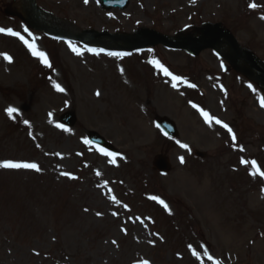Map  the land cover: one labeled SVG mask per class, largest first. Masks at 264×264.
<instances>
[{
	"label": "rangeland",
	"instance_id": "1",
	"mask_svg": "<svg viewBox=\"0 0 264 264\" xmlns=\"http://www.w3.org/2000/svg\"><path fill=\"white\" fill-rule=\"evenodd\" d=\"M21 1L0 0V162L36 163L41 171L0 168V264H264V85L257 73L223 39L192 55L104 35L198 42L203 26L220 25L264 69V0H130L108 11L98 0H35L61 32H94L85 44L36 30L29 0L25 14ZM103 38L115 46L92 43ZM8 107L18 111L9 116ZM67 112L75 125L58 127ZM157 115L174 121L176 138L162 136ZM89 132L116 149L115 163L84 143ZM156 154L169 160L167 174L152 169Z\"/></svg>",
	"mask_w": 264,
	"mask_h": 264
},
{
	"label": "water",
	"instance_id": "2",
	"mask_svg": "<svg viewBox=\"0 0 264 264\" xmlns=\"http://www.w3.org/2000/svg\"><path fill=\"white\" fill-rule=\"evenodd\" d=\"M128 1L127 0H100V4L103 8L105 9H111L113 7H119L121 9L125 8L127 6ZM31 7L33 10V13L35 15L36 20V26L38 28H41L44 31H49L42 21L39 20V11L37 6L34 3V0H31ZM202 33L204 37L206 38L205 40L199 41L198 43H193L189 41H181V42H175L170 39L160 37V36H155V35H146V34H137V39L135 38H130L126 36H113L116 39H121L123 41L127 42H136L139 46L143 47L147 45L148 43H163L164 45L168 47H174V48H180V47H185L188 51L196 54L199 50L202 48H205L209 45H211L215 40L219 38H224L231 49L234 51L235 55L248 63L251 67L256 69L259 72V75L257 77V81L264 85V69H261L255 61L251 58V56L247 52H242L240 53L231 37L227 35L225 32L220 30L219 28L215 26H206L203 28ZM91 37H94V33H88ZM80 40L84 41V37H78ZM156 124L157 126L169 137H175L177 135V130L175 127V124L169 120L166 117H157L156 118ZM75 122V118L73 114L71 113H66L65 115L62 116L61 118V123L67 126H72ZM90 140L94 143H98L102 146L109 147V145L98 135L95 133L90 134ZM198 156H204L201 153H196ZM154 167L158 169L161 172H167L169 170V164L167 162V159L163 158L162 156H156L153 161Z\"/></svg>",
	"mask_w": 264,
	"mask_h": 264
},
{
	"label": "snow or ice",
	"instance_id": "3",
	"mask_svg": "<svg viewBox=\"0 0 264 264\" xmlns=\"http://www.w3.org/2000/svg\"><path fill=\"white\" fill-rule=\"evenodd\" d=\"M84 3L87 4V3H88V0H84ZM249 7L255 9V8L257 7V5H256L255 3H251V4H249ZM109 15H111V14H109ZM261 19H264V17H261ZM4 31H5V29L0 28V32H4ZM7 31H8V33H9L10 35L18 36V37H19V38H20V39H21V40H22V41L28 46V48L32 51V54H33L34 56H37V57L40 59V61H41L42 63H44V64H45L47 67H49V68L52 67V65L49 63L48 58H47V56L45 55V53L36 50V47H35L34 44H30V43H29L27 40H25L24 37L21 36L18 32H13L11 29H8ZM25 31H27V29H25ZM72 51H73V52H77V55H80V53L77 51V49H76L75 47H72ZM90 51H91V49H90ZM109 55H117V56H119V55H121V54H120V53H109ZM5 59H7V60H9V61L11 62V57L5 55ZM152 63H155L156 66H157L158 68H160L166 76H171V79H172L173 81H179V80L181 79L179 76L173 75V74H172L167 68H165V67H164L162 64H160L158 61H155V62H152ZM121 71L123 72V69H121ZM172 86H173L174 88L176 87L175 84H173ZM54 87H55L58 91H60V92H63V91H64V89H63L62 87H60L59 84L54 85ZM190 87H193V88H194V87H196V86H195L194 84H192V85H190ZM249 87H251V85H249ZM96 95L99 96L100 93L97 92ZM260 104H261V107H264V97L261 98V100H260ZM192 106H193L194 108L197 107V105H195V104H193ZM17 111H18V110H17L16 108H14V107H8V108L6 109V112H7V114H8L9 116H12L13 113H16ZM201 113H202V115L204 116V118H205V120H206L207 122L210 123V122L212 121L213 117L210 116L207 112H204V111L201 109ZM215 122H216L217 124H221V121H220L219 119H217ZM24 123H25V124H29V122H28L27 120H25ZM58 127H62V126L58 125ZM223 127L227 128L229 132H232V129L229 128L227 124H223ZM232 139H233V141L236 140V136H235V134L232 135ZM84 143H85V144H88V143H90V142H89L88 140H85ZM180 146L183 147V148H187V147H188V146L185 145V144H181ZM101 151L103 152L104 150L101 149ZM241 151H243V149H241ZM105 155L113 156V160L110 161V162H111V163H115V159H114L115 154L105 152ZM180 162H181V163H184V158H183V157H180ZM241 162H242V163H245V164L249 163L248 161H241ZM251 164H252L253 167H256V161H254V160L251 161ZM0 168H4V169H31V170H35L36 172H40V171H41L40 166H39L38 164H36V163H30V162H14V161H12V160H5V161H3V162H0ZM257 171H259V169H257ZM96 174H97V175H100L99 172H97ZM62 175H64V176H70V174L67 173V172L62 173ZM253 175H255V173H253ZM260 175H261V176H264V172H261ZM71 178L75 179V177H71ZM151 199H153V200H157L161 205L164 206V208H165L166 210H168V205H167L163 200L159 199V198L156 197V196L151 197ZM113 200H115V197H113ZM124 207L127 208L128 206H127V205H124ZM85 211H88V209H85ZM96 215H97V216H101L102 213L97 212ZM112 215L115 216V215H117V213L113 212ZM137 219H139V218H137ZM122 231H125V230L122 229ZM157 235H158V234H157ZM112 243H113V244H116L117 242H116L115 240H113ZM149 243H153V242H152V241H149ZM194 255H196V253H194ZM204 255L208 256V259H209V260H212V259H213L212 256L208 255L207 251H205ZM141 264H149V261H148V260H143V261H141ZM214 264H220V262H219V261H215Z\"/></svg>",
	"mask_w": 264,
	"mask_h": 264
},
{
	"label": "bare ground",
	"instance_id": "4",
	"mask_svg": "<svg viewBox=\"0 0 264 264\" xmlns=\"http://www.w3.org/2000/svg\"><path fill=\"white\" fill-rule=\"evenodd\" d=\"M25 5H26V3L22 0L20 3H19V5H18V9H19V11L21 12V13H23V14H25ZM43 17H44V19L47 21V23L49 24V25H51V26H53V27H57V28H59L57 25H56V21H54L53 20V18L51 17V16H49V15H44L43 14ZM62 30H64L63 28H62ZM66 31H68L67 29H66ZM107 40H105L104 38L103 39H96V40H94L92 43L93 44H95L96 46H106V47H109V46H115V43H113V42H106ZM222 49H223V47L221 46V47H219V51H222Z\"/></svg>",
	"mask_w": 264,
	"mask_h": 264
}]
</instances>
